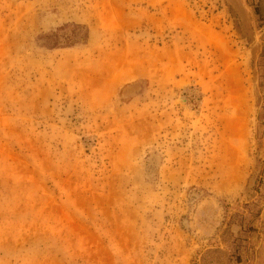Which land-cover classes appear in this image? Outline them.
I'll use <instances>...</instances> for the list:
<instances>
[{
  "label": "rangeland",
  "instance_id": "obj_1",
  "mask_svg": "<svg viewBox=\"0 0 264 264\" xmlns=\"http://www.w3.org/2000/svg\"><path fill=\"white\" fill-rule=\"evenodd\" d=\"M0 264H264V0H0Z\"/></svg>",
  "mask_w": 264,
  "mask_h": 264
},
{
  "label": "trees",
  "instance_id": "obj_2",
  "mask_svg": "<svg viewBox=\"0 0 264 264\" xmlns=\"http://www.w3.org/2000/svg\"><path fill=\"white\" fill-rule=\"evenodd\" d=\"M254 11H255V13L259 14V11H260L259 5H256L254 7Z\"/></svg>",
  "mask_w": 264,
  "mask_h": 264
}]
</instances>
